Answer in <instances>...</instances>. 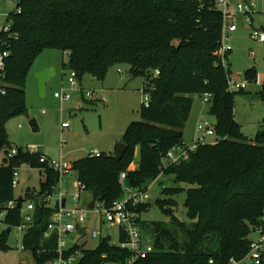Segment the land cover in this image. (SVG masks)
<instances>
[{
	"label": "trees",
	"instance_id": "trees-1",
	"mask_svg": "<svg viewBox=\"0 0 264 264\" xmlns=\"http://www.w3.org/2000/svg\"><path fill=\"white\" fill-rule=\"evenodd\" d=\"M9 19L10 32L0 33L11 53L7 94L0 96V216L10 201L19 199L13 187L15 170L42 168L40 191L29 189L22 196L23 204L35 203L33 224L22 241L33 264H50L58 256V236L45 237L56 209L44 200L55 194L60 175L41 162L44 155L39 152L19 148L18 155L8 157L13 144L6 126L28 113L27 78L45 50L68 53L66 69L76 72L80 82L85 76L103 82L111 68L123 64L130 66L133 77L149 79L143 89L150 94V103L143 105L141 121L131 123L124 134L122 142L128 149L123 159L100 153L72 163L92 200L106 207L124 198L123 173L125 185L132 189L146 191L166 177L189 186L162 189L157 205L172 229L154 223L155 251L138 264L244 260L250 252V235L264 217V127L249 138L235 119L236 97L244 91H228L229 66L216 56L222 14L209 4L201 7L197 0H17ZM255 77L246 72L247 81L254 82ZM207 94L217 139L191 151L186 148L184 128L194 97ZM175 148L189 150L188 158L170 162L168 154ZM136 151L138 165L129 170ZM165 161L170 163L167 167ZM182 194L186 221L176 215L175 198ZM150 207L143 204L139 212L144 214ZM3 221L12 231L22 223L21 212L7 210ZM9 233L2 236L4 251ZM129 258L130 253L111 245L108 237L85 251L80 264H124Z\"/></svg>",
	"mask_w": 264,
	"mask_h": 264
},
{
	"label": "rangeland",
	"instance_id": "rangeland-1",
	"mask_svg": "<svg viewBox=\"0 0 264 264\" xmlns=\"http://www.w3.org/2000/svg\"><path fill=\"white\" fill-rule=\"evenodd\" d=\"M255 14L252 16L253 27L264 26V0H255ZM17 8V0H0V33L9 24V15ZM238 32L232 35L231 45L233 51L223 60L222 64L229 66L230 76L234 82L247 83L248 87L243 95L236 97L235 119L242 126L243 133L254 138L259 129L264 127V42L251 38L250 29L241 18L237 20ZM69 63L67 54L58 50H45L35 61L28 75L26 83V104L28 114L35 118L39 131L33 132L29 120L21 115L10 120L6 126L10 141L23 149L35 147L38 152L50 161L74 163L91 154H115L116 147L122 143L124 134L133 122L141 121L144 97L142 90L148 85V80L142 77L135 78L130 74V66L123 64L110 69L105 81L99 82L91 76H85L77 85L68 82L71 73L66 69ZM65 65V66H64ZM41 68H52L54 76L47 82L45 96H41L38 88L36 73ZM255 73V81H246V72ZM65 92L71 96L70 100L55 98V93ZM92 92L93 98L87 96ZM205 96L194 97V105L190 119L184 128V141L186 148H192L196 138L197 127L205 119L211 125L216 123V117L210 114V103ZM57 121L59 125H57ZM68 127L63 128L62 124ZM19 126H22L19 128ZM216 137H206L207 143H212ZM139 162L136 151L135 160L129 167L134 170ZM165 167L170 164L164 162ZM42 168L23 166L18 170L20 183L16 186L15 197L23 196L27 189L37 193L41 189ZM77 173L71 171L65 176L55 190L54 200L60 197L67 200V207L79 206L85 208L92 203V195L88 191L81 192V200L74 203V196L79 193L76 185ZM188 188L186 184H176L173 178L166 177L162 182L152 183L147 194V203L151 205L148 212L142 214V233L146 244L155 243L154 223L172 229L170 220L157 205L158 198H163L161 191L164 188ZM37 191V192H36ZM178 202L177 217L186 221L184 209L185 194L175 198ZM91 203L89 204V202ZM26 205L24 206V208ZM0 216V264H33L34 259L29 251H23L22 241L24 233L18 228L7 236L6 251L1 249V240L8 227ZM95 212H89L85 225L89 235L78 238L74 233L69 239L70 245H79L85 249H95L101 237H110L114 245L120 242L118 227L99 222ZM99 237L93 238V232ZM258 234L251 233L250 239H256Z\"/></svg>",
	"mask_w": 264,
	"mask_h": 264
},
{
	"label": "built area",
	"instance_id": "built-area-1",
	"mask_svg": "<svg viewBox=\"0 0 264 264\" xmlns=\"http://www.w3.org/2000/svg\"><path fill=\"white\" fill-rule=\"evenodd\" d=\"M201 7L207 6L209 4L212 10H215L222 14L223 16V29L222 38L219 49L216 52V56L223 62L224 58L233 51L231 45V38L234 33H236L239 28L237 25V20L241 18L246 26L250 29L251 38L264 42V26L261 28L253 27L252 16L255 14V0H197ZM11 24L9 23L3 28L2 32H10ZM5 41L0 38V96L7 94V67L8 62L11 58V53ZM158 75V72H156ZM247 81V80H246ZM68 82L75 86L77 85V75L76 72L72 71L68 77ZM247 83L234 82L231 76L228 77V91L229 92H239L247 89ZM93 93L88 92L87 96L91 99L93 98ZM142 95L144 97L143 105L145 107L149 106L150 94L142 90ZM207 99L205 101H210L211 96L205 95ZM55 98L62 100H70L71 96L68 93L61 92L55 93ZM21 127V126H20ZM63 128H67L68 124L63 123ZM197 133L201 134L196 138L195 143L189 150L193 151L197 148L199 144H206V137H216L214 125H211L205 119L197 127ZM217 138V137H216ZM25 151L35 154L38 150L35 147L24 149ZM186 148H175L169 152L167 159L170 162L178 163L181 160L188 158V152ZM19 154V148L12 146L8 152V157H14ZM91 156H100V153L91 154ZM42 163H48L49 166L54 169L60 175V183L65 176H68L72 171V164L65 162L63 159L60 161H50L45 156L41 157ZM19 169L15 170L13 187L19 185ZM126 173L121 174L120 183L125 189L124 198L114 202L111 207H106L105 205L95 202L93 209L90 206L81 208L79 206H73L71 208L67 207V200L64 197H60L51 205V201L54 200V195L52 197L46 198L44 200L48 203V206L55 208L56 203H59V208L56 209L51 217L50 224L48 225V231L45 233V237L49 238L50 235L56 234L58 236V247H57V258L50 264H80L81 260L84 258V252L90 251L92 249H85L79 245H70L68 239L75 233L78 238L82 236L89 235L88 227L85 225L87 218L89 217V212H95L99 217V222L104 223L105 221L113 227H118L120 231V242L117 246L119 249L128 251L130 253V258L124 264H138L140 261L147 259L152 253H154V245L146 244L144 241L142 233V214L139 212V207L147 203L149 199L146 191L141 189H132L125 185ZM76 185L79 189V193L74 196V203L78 204L81 200V192L86 191V186L80 182L78 179ZM66 200L65 206H62L63 201ZM18 200L10 201L7 204V210L18 209ZM93 202V201H92ZM91 201L89 202V204ZM26 207L24 208V206ZM91 205V204H90ZM7 210L1 214L4 218L7 214ZM22 223L17 226L18 230L22 233H26L28 229L33 224L35 203L33 201H27L22 203L21 209ZM105 219V221L103 220ZM262 224L259 227H255L254 232L258 234L256 239H251L250 252L244 260L237 261L232 259L229 264H263L264 261V217L262 218ZM85 228L84 234H79L78 229ZM93 238H98L99 233L93 232ZM109 237V236H108ZM101 237L100 241L104 238ZM74 247L79 249L71 252ZM24 251L22 245L21 248ZM122 264V263H117ZM209 264H218L215 260L211 259Z\"/></svg>",
	"mask_w": 264,
	"mask_h": 264
},
{
	"label": "water",
	"instance_id": "water-1",
	"mask_svg": "<svg viewBox=\"0 0 264 264\" xmlns=\"http://www.w3.org/2000/svg\"><path fill=\"white\" fill-rule=\"evenodd\" d=\"M69 67V66H68ZM55 72L52 68L50 69H46L43 71H40L38 73H36V78L38 80V88H39V93L40 95L43 97L46 94V90H47V82L50 80V78L52 76H54ZM25 117L29 120V125L32 128L33 132H38L39 131V127H38V123L37 120L35 118H31V116L27 113L25 115ZM57 125H59V122L57 121ZM128 149V146L125 143H119L116 147V151L114 154V157L118 160L121 161L126 153ZM18 210L21 209L22 206V201H23V197H19L18 199ZM66 200L63 201L62 206H65ZM95 206V201H93L90 205V209H93ZM56 209L59 208V203H56L55 206ZM9 232H11V229H8ZM85 232V228H79L78 229V233L79 234H84Z\"/></svg>",
	"mask_w": 264,
	"mask_h": 264
},
{
	"label": "crops",
	"instance_id": "crops-1",
	"mask_svg": "<svg viewBox=\"0 0 264 264\" xmlns=\"http://www.w3.org/2000/svg\"><path fill=\"white\" fill-rule=\"evenodd\" d=\"M261 27H263V26H261ZM238 32V31H237ZM236 32V33H237ZM235 34V33H234ZM67 54V56H68V61H69V54L68 53H64V55H66ZM65 66V65H64ZM68 66V65H67ZM65 68H66V66H65ZM46 69H48V68H41V69H38V71L40 72V71H43V70H46ZM22 127V126H21ZM20 126H19V128H21ZM10 140V139H9ZM11 142V141H10ZM12 143V142H11ZM13 144V143H12ZM13 146H16V147H18V148H22V147H20V146H18V145H15V144H13ZM46 157V156H45ZM49 160V159H48ZM135 169V168H134ZM27 190H29V189H27ZM26 193V192H25ZM22 197V196H21Z\"/></svg>",
	"mask_w": 264,
	"mask_h": 264
}]
</instances>
